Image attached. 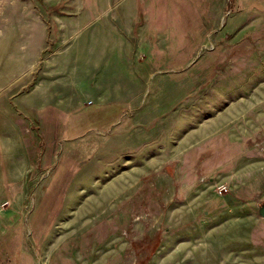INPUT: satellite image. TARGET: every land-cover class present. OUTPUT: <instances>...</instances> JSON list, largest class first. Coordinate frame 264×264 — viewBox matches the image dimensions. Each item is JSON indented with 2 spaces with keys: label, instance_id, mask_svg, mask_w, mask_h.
I'll list each match as a JSON object with an SVG mask.
<instances>
[{
  "label": "rangeland",
  "instance_id": "1",
  "mask_svg": "<svg viewBox=\"0 0 264 264\" xmlns=\"http://www.w3.org/2000/svg\"><path fill=\"white\" fill-rule=\"evenodd\" d=\"M255 151L264 0H0V264H264Z\"/></svg>",
  "mask_w": 264,
  "mask_h": 264
},
{
  "label": "crops",
  "instance_id": "2",
  "mask_svg": "<svg viewBox=\"0 0 264 264\" xmlns=\"http://www.w3.org/2000/svg\"><path fill=\"white\" fill-rule=\"evenodd\" d=\"M227 140H229V138H227ZM224 141V137H223V135L222 134H220V135H218L214 140H212L211 142H210V145H212V148H211V152H213V153H215V151H214V149L215 148H217V147H220L221 145H220V143L221 142H223ZM227 142V141H226ZM209 144H205V145H202V146H204L205 148L208 146ZM228 154H229V149H236V145H234L233 144V142L232 143H229L228 142ZM196 147V146H195ZM203 149H201L200 150V153L202 152V154H204L205 152L204 151H202ZM218 150H223V153L224 154H226V149H225V147H222V148H219ZM194 151H191L190 153H193ZM199 152H198V154H200ZM243 154H245V149H244V146H241V153H240V156L241 155H243ZM256 155V157H258V159L259 160H261L262 161V158H264V155L261 153V152H258L257 153V151H255V153H253V155ZM204 155H207V154H204ZM194 157H192V156H190L189 155V159H193ZM201 158V157H200ZM244 163H246L245 161H242V164L240 165V163H238V171H237V173H239L241 176H242V179H241V182L239 183V187L240 188H244V189H248L249 188V191H252V192H254V190H252V189H258V188H260V189H264V166L263 165H257L256 167H250V168H246L245 167V164ZM219 167V166H218ZM239 169H241V170H239ZM251 174V176H249V177H245V176H243V175H245V174ZM258 191H256L255 192V194L257 193ZM217 193V192H216ZM200 198H202V197H200ZM242 199H244V197H242ZM200 201V199H198V201L197 202H199ZM203 201L205 202L206 201V198H203ZM203 201H201L200 203H198V204H196L195 206L197 207V210H194V209H192L191 208V211H189V212H187L188 214H194L195 215V217L197 218L196 220H198L197 222H199V221H201L202 219H200V218H198V216L196 215V213L197 214H199V212H200V208H202V210H203V212H204V214L205 215H207V213H208V209H209V211H210V209H212L214 206H216V205H212V203H213V201H214V199H211V203H210V205H207V204H205V203H202ZM248 201H252V200H248ZM256 202V201H255ZM255 202H249V204H254ZM207 205V206H206ZM212 205V206H211ZM258 205V204H257ZM262 205H264V204H262ZM261 205V206H262ZM261 206H259L258 207V211L260 210V208H261ZM176 207V205L175 204H171V205H169L166 209H163V212L161 213V216H163V218H164V220L165 221H169L170 222V218L171 219H174V220H176V218H177V216H175V211L176 210H174V214H172V212H173V209ZM168 209H171V210H168ZM196 212V213H195ZM191 217L193 218L194 216L193 215H191ZM185 220H189V217L187 216V218H185ZM199 225H201V226H203V231H204V233H203V236H204V234L207 232V231H209V229L211 228L209 225H208V221H201V224H199ZM169 228L168 227H166L165 228V231L166 230H168ZM220 230H222L221 228H220ZM173 232L171 231L169 234H167V235H169V236H171V234H172ZM156 234H159V235H162V233L160 232V231H158V232H156ZM156 234H154V236L156 235ZM153 236V237H154ZM145 238V237H144ZM147 238V237H146ZM203 239L206 241L207 239H206V237H203ZM223 239V238H222ZM161 241V240H160ZM173 241H175V243L173 244V245H176V242H177V239L175 238ZM172 242H171V239H165V240H163V242L161 243L160 242V244H159V246H158V252H159V255H160V253H162L163 252V257L165 258L166 256H168L169 255V252L170 251H174V249L173 250H171V248H172ZM160 256H162V254L160 255Z\"/></svg>",
  "mask_w": 264,
  "mask_h": 264
},
{
  "label": "trees",
  "instance_id": "3",
  "mask_svg": "<svg viewBox=\"0 0 264 264\" xmlns=\"http://www.w3.org/2000/svg\"><path fill=\"white\" fill-rule=\"evenodd\" d=\"M152 241L153 240H150L149 238H145L144 241H142L141 250H138L137 254H139L140 252H143V254H139L140 260L136 264H145L148 261L155 247H157L159 239L156 238L155 241Z\"/></svg>",
  "mask_w": 264,
  "mask_h": 264
},
{
  "label": "bare ground",
  "instance_id": "4",
  "mask_svg": "<svg viewBox=\"0 0 264 264\" xmlns=\"http://www.w3.org/2000/svg\"><path fill=\"white\" fill-rule=\"evenodd\" d=\"M79 73H80V72H79ZM80 75H81V74H80ZM76 78H77V77H76ZM79 78H80V77H79ZM79 78H78V80H79ZM80 79L82 80V76H81ZM81 80H80V81H81ZM74 81H75V80H74ZM76 81H77V80H76ZM77 84H79V83H77ZM80 85H82L81 82H80ZM109 192H110V191H109ZM103 193H104V192H103ZM100 195H101V194H100ZM98 196H99V194H98ZM93 198H94V197H93ZM95 199H96V196H95ZM102 201H103V200H102ZM86 210H87V208H86ZM79 212H80V211H79ZM79 212H78V213H79ZM84 215H85V214H84ZM77 217L80 218V216H77Z\"/></svg>",
  "mask_w": 264,
  "mask_h": 264
},
{
  "label": "water",
  "instance_id": "5",
  "mask_svg": "<svg viewBox=\"0 0 264 264\" xmlns=\"http://www.w3.org/2000/svg\"><path fill=\"white\" fill-rule=\"evenodd\" d=\"M259 213L264 216V205L261 206L260 210H259Z\"/></svg>",
  "mask_w": 264,
  "mask_h": 264
}]
</instances>
